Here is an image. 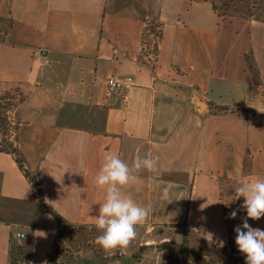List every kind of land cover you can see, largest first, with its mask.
<instances>
[{
    "label": "crops",
    "instance_id": "0c3cea01",
    "mask_svg": "<svg viewBox=\"0 0 264 264\" xmlns=\"http://www.w3.org/2000/svg\"><path fill=\"white\" fill-rule=\"evenodd\" d=\"M137 1L0 0V95L19 97L10 139L43 202L85 233L98 232L104 156L118 153L130 167L137 154L155 158L154 172L122 189L151 212L125 252H106L120 255L109 264H225L223 179L264 177V6L222 15L208 0ZM149 21L160 26L156 39ZM38 49L48 62L34 58ZM112 77L133 82L111 92ZM248 223L264 230V217ZM60 231L15 155L0 150V264H11L14 244L30 264H47ZM179 233L188 241L175 243ZM76 255L74 264L94 256L89 246Z\"/></svg>",
    "mask_w": 264,
    "mask_h": 264
},
{
    "label": "clouds",
    "instance_id": "9594fccd",
    "mask_svg": "<svg viewBox=\"0 0 264 264\" xmlns=\"http://www.w3.org/2000/svg\"><path fill=\"white\" fill-rule=\"evenodd\" d=\"M157 168L155 158L137 154L131 167L121 159L118 153L106 154L95 176L96 186L105 192L104 200L99 204L98 214L94 216V226L100 233L95 243L105 252L119 250L125 252L136 239L137 227L142 226L151 212V206H141L131 198L122 195V189L137 179L141 171L154 172ZM243 198L240 208L246 212L242 223L234 229L235 244L246 257L245 264H264V230L253 228L248 221L264 217V177L243 180L231 196V201ZM160 199H171L170 189L164 187ZM237 211L230 213L235 218Z\"/></svg>",
    "mask_w": 264,
    "mask_h": 264
},
{
    "label": "trees",
    "instance_id": "16d2710c",
    "mask_svg": "<svg viewBox=\"0 0 264 264\" xmlns=\"http://www.w3.org/2000/svg\"><path fill=\"white\" fill-rule=\"evenodd\" d=\"M3 40V37L0 35V41ZM9 96V94H6ZM8 99H10L9 97H7ZM3 108L2 105L0 104V109ZM217 112H227L228 109L225 107H217L216 108ZM11 122L9 121V119L5 116H3L1 114L0 111V150L1 151H5L8 153H11L13 155H15L16 160L18 162V164L20 165V167L24 170L25 175L30 179V181L34 184L35 190H36V194H37V198H38V202L39 204L42 206V208L44 210H46L47 212L53 214L61 227V231H60V237L59 240H61L62 236L67 234V231L70 229L67 227L64 219L57 213H55L54 211H52V209L50 207H48L42 200V189H41V185L39 180L37 179L36 176L32 175L28 170L25 169L24 167V163H23V159L21 156V153L19 151V149L15 146L14 142L11 141ZM223 183L226 184L227 189H224V184L222 187V192H221V199L224 201V196H225V192L226 194H228V192H234V189L240 184L239 181L230 179V178H224L223 179ZM236 186V187H235ZM233 195V194H232ZM229 198L231 199V196H229ZM228 202V200H227ZM233 204L236 202L239 203H243V198H241L238 201H232ZM227 204H224V206L227 208L226 206ZM228 209V208H227ZM226 212L228 213L227 217H226V226H227V236H228V248L230 249V252L227 255V258H229L230 262L233 264H245V260L246 257L244 256V254L240 253L237 245L235 244V238H236V233L234 231L235 227L237 225H240L241 222V217L238 216L237 219H239V223H235L230 225L231 222V218H230V213L232 211L227 210ZM242 212V214L244 213V211L241 209L240 210ZM70 231L72 232V234L76 235H84L86 228H72L70 229ZM92 232H95L94 230H92ZM84 233V234H83ZM85 239V238H84ZM58 240V242H59ZM96 244V243H95ZM183 249H187V241H185L184 245H183ZM100 247L98 246L97 248H94V258H96V260H102V263L100 264H109L110 261L115 260L117 258H119V256H100L101 253ZM58 247H56L54 253L52 255L49 256L48 258V262L47 264H74V261H69V260H64L63 259V255L64 254H58ZM10 256H11V264H30L31 262V255L30 253H28V251L24 248L21 247L20 245L14 244L11 248L10 251ZM191 256L190 258H194L197 261L202 260L201 257H199L198 255L194 254V253H190ZM89 264H96L93 261H91Z\"/></svg>",
    "mask_w": 264,
    "mask_h": 264
},
{
    "label": "rangeland",
    "instance_id": "374dc122",
    "mask_svg": "<svg viewBox=\"0 0 264 264\" xmlns=\"http://www.w3.org/2000/svg\"><path fill=\"white\" fill-rule=\"evenodd\" d=\"M197 1H205V0H197ZM211 1L214 5H216V7L218 8V11H220V13L222 15H244V14H255L256 11L258 9H260L261 7L264 6V0H208ZM134 2L136 3V5L138 6V1L134 0ZM235 12V13H234ZM148 27L147 29L150 31V33L152 35H154V39L158 38L160 35V26L158 23H156L155 21H149L148 22ZM154 46V45H153ZM156 47V46H154ZM156 49H153V52H155ZM7 97H9L10 99H8ZM19 97L14 94L12 95H6L5 93L0 95V104L2 105L3 108L0 109L1 114L5 117H8V111L13 110L18 102ZM224 185H226L225 183H223ZM236 187V186H235ZM224 189L226 190L227 187L224 186ZM234 192H228V194H226L224 196V198H226L228 200V203H226L227 205V210L233 211L236 210L237 211V216L235 218H231V222L230 225L235 223H239V219H237L238 216H242V212L240 211V205L241 203L236 202L233 204V202L231 201V199L229 198V196H232ZM239 218V217H238ZM242 222V220H241ZM175 230L173 231H169L170 234H175ZM85 233V232H84ZM83 233V234H84ZM100 233L98 232H86L84 236L80 235H76L72 234V232L70 231V229L67 231L66 237L65 235L62 236L61 240H59L57 247H58V254H64L63 255V259L64 260H69V261H74V260H78L80 257L76 255V251L77 249H81L84 246H89L92 249V253L94 255V248H97L98 245L95 244V239L96 237L99 235ZM184 235V234H183ZM181 233H179L178 235H175V243L180 242L183 237L186 238V240L188 241V238L190 236L186 235L183 236ZM86 237L87 240H84V238ZM201 240H197L194 244L198 247L202 246L200 243ZM203 245L206 247V250H209L210 252H215L217 251L215 246H212L209 243L206 242H202ZM229 245V243H228ZM101 249V248H100ZM230 252V249H228V253ZM106 252L104 250H101L100 256H106ZM186 255L185 259H189L191 256H189L190 254H184V256ZM113 256H120L119 253ZM188 256V257H187ZM199 257L202 258V260H199L198 262H207L206 259H203L204 257L202 255H198ZM95 256H93L92 261L96 264H100L102 263V260H96V258H94ZM111 257V256H108ZM211 261V260H209ZM91 262V261H90ZM225 264H233L230 262L229 258H227Z\"/></svg>",
    "mask_w": 264,
    "mask_h": 264
},
{
    "label": "built area",
    "instance_id": "2783aa9c",
    "mask_svg": "<svg viewBox=\"0 0 264 264\" xmlns=\"http://www.w3.org/2000/svg\"><path fill=\"white\" fill-rule=\"evenodd\" d=\"M34 58L40 62H48V52L44 49H38L34 52ZM132 82H133L132 77H128L126 79H117L112 77L108 80V86L111 92L121 91ZM15 238L17 240H22L25 238V234L22 231H17L15 233Z\"/></svg>",
    "mask_w": 264,
    "mask_h": 264
},
{
    "label": "water",
    "instance_id": "95a60500",
    "mask_svg": "<svg viewBox=\"0 0 264 264\" xmlns=\"http://www.w3.org/2000/svg\"><path fill=\"white\" fill-rule=\"evenodd\" d=\"M197 105H199L201 108H202V107H204V105H203V104H197Z\"/></svg>",
    "mask_w": 264,
    "mask_h": 264
}]
</instances>
